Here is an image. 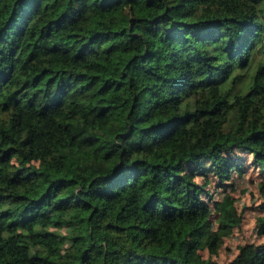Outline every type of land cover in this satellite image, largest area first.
Listing matches in <instances>:
<instances>
[{"label":"trees","instance_id":"16d2710c","mask_svg":"<svg viewBox=\"0 0 264 264\" xmlns=\"http://www.w3.org/2000/svg\"><path fill=\"white\" fill-rule=\"evenodd\" d=\"M243 154L264 211V0H0V264H220Z\"/></svg>","mask_w":264,"mask_h":264},{"label":"rangeland","instance_id":"374dc122","mask_svg":"<svg viewBox=\"0 0 264 264\" xmlns=\"http://www.w3.org/2000/svg\"><path fill=\"white\" fill-rule=\"evenodd\" d=\"M245 157L239 170L233 173L232 179L228 181L225 188H218L211 172L208 171V178L212 181L209 188L212 192V198L205 196L210 201L213 220L219 213L217 203L221 201L226 193L232 195L238 212L241 215V223L233 226L230 231L222 238V243L218 250L211 254L208 249L200 248L198 251L201 255L211 257L220 264L230 261L239 250V246L246 243H264V234L259 235L256 231L257 218L264 215V211L259 208L263 200L260 192L261 175L259 170L251 164L252 157L243 154ZM208 167V164H205ZM196 179L201 181L202 175H197ZM213 227H216L214 221Z\"/></svg>","mask_w":264,"mask_h":264}]
</instances>
